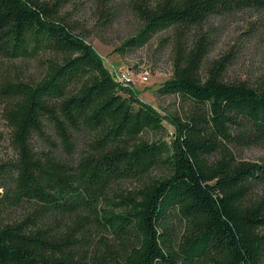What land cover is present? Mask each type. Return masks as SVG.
Listing matches in <instances>:
<instances>
[{"label": "trees", "instance_id": "16d2710c", "mask_svg": "<svg viewBox=\"0 0 264 264\" xmlns=\"http://www.w3.org/2000/svg\"><path fill=\"white\" fill-rule=\"evenodd\" d=\"M113 1L101 0L105 21L118 14ZM68 2L0 0V58L45 68L35 80H0L16 152L10 167L0 165V264H264V160L235 152L264 146V78L229 82L226 58L206 64L204 35L190 49L179 40L173 74L156 94L193 107L163 115L60 16ZM131 7L142 25L117 48L122 55L264 0ZM157 167L166 173L152 177ZM129 180L142 183L124 192ZM92 226L109 235L91 242Z\"/></svg>", "mask_w": 264, "mask_h": 264}, {"label": "rangeland", "instance_id": "374dc122", "mask_svg": "<svg viewBox=\"0 0 264 264\" xmlns=\"http://www.w3.org/2000/svg\"><path fill=\"white\" fill-rule=\"evenodd\" d=\"M111 9L118 14L114 20L105 21L102 14L108 8L101 0H70L62 6L60 16L86 38L111 72L130 70L134 78L133 87L140 98L163 115L175 113L184 117L193 107L177 96L158 97L156 94L157 88L173 74L175 46L179 40L190 49L204 35L209 41L206 64L226 58L224 78L229 82L245 81L258 85L264 78V8L211 16L202 26L187 31L181 39L173 29L161 32L145 46L125 55L118 52L117 48L140 29L142 22L133 12L131 0H114ZM44 69L40 59L10 62L0 58V80L5 76L35 80L43 74ZM141 75L148 76L149 80L143 82ZM167 126L169 132L173 133L172 126ZM152 136L150 132L144 134L148 139ZM35 143L45 147L40 139H36ZM235 152L242 160H264L262 145H240ZM15 161L11 129L0 112V165L10 167ZM165 173V167H157L152 177ZM141 183L139 180L126 181L124 192L138 188ZM91 233V242L97 241L101 234L109 235L94 226Z\"/></svg>", "mask_w": 264, "mask_h": 264}, {"label": "built area", "instance_id": "2783aa9c", "mask_svg": "<svg viewBox=\"0 0 264 264\" xmlns=\"http://www.w3.org/2000/svg\"><path fill=\"white\" fill-rule=\"evenodd\" d=\"M114 78L125 85H133L134 84V78L133 73H131L130 70H114L112 72ZM141 79L143 82H147L149 80L148 76L141 75Z\"/></svg>", "mask_w": 264, "mask_h": 264}]
</instances>
